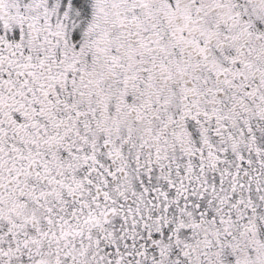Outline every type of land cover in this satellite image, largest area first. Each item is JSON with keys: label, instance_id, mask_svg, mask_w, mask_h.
<instances>
[{"label": "snow or ice", "instance_id": "1", "mask_svg": "<svg viewBox=\"0 0 264 264\" xmlns=\"http://www.w3.org/2000/svg\"><path fill=\"white\" fill-rule=\"evenodd\" d=\"M0 264H264V0H0Z\"/></svg>", "mask_w": 264, "mask_h": 264}]
</instances>
